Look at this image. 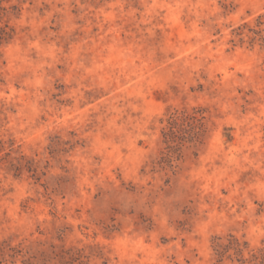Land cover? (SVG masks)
Returning a JSON list of instances; mask_svg holds the SVG:
<instances>
[{
    "label": "rangeland",
    "instance_id": "374dc122",
    "mask_svg": "<svg viewBox=\"0 0 264 264\" xmlns=\"http://www.w3.org/2000/svg\"><path fill=\"white\" fill-rule=\"evenodd\" d=\"M3 6L0 264H264V0Z\"/></svg>",
    "mask_w": 264,
    "mask_h": 264
},
{
    "label": "trees",
    "instance_id": "16d2710c",
    "mask_svg": "<svg viewBox=\"0 0 264 264\" xmlns=\"http://www.w3.org/2000/svg\"><path fill=\"white\" fill-rule=\"evenodd\" d=\"M8 1H10V0H0V20L2 19V15L7 11V8H5L3 6V3L8 2ZM11 8L15 9V6H11ZM12 34H13V30L11 28H9L7 24H5L4 26H0V46L7 43L12 38ZM184 113L185 112L182 111V115H184ZM196 120L199 121V119H197V118H196ZM177 127H178V115H173L171 117L170 122H169V128H168L167 133H165V136L167 138L174 137V130ZM197 128L200 131H202L201 130L202 124L198 123ZM200 133L199 132L195 133V136L192 137L193 139H195L193 141L198 140ZM10 154H11V149L7 151L4 143L0 139V159H7L10 157ZM15 160H16V162H14ZM10 165H11L13 171L17 172V174H20L21 171L24 170L25 168L29 171H31V169H32V172L34 171L32 162L29 160H25L24 157H20L19 159L12 158L10 160ZM218 246H220V245H218Z\"/></svg>",
    "mask_w": 264,
    "mask_h": 264
}]
</instances>
